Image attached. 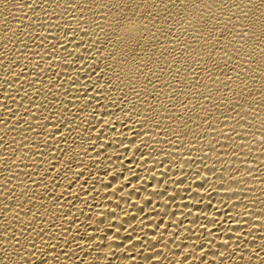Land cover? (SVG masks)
Here are the masks:
<instances>
[{
    "label": "bare ground",
    "instance_id": "6f19581e",
    "mask_svg": "<svg viewBox=\"0 0 264 264\" xmlns=\"http://www.w3.org/2000/svg\"><path fill=\"white\" fill-rule=\"evenodd\" d=\"M0 264H264V0H0Z\"/></svg>",
    "mask_w": 264,
    "mask_h": 264
}]
</instances>
